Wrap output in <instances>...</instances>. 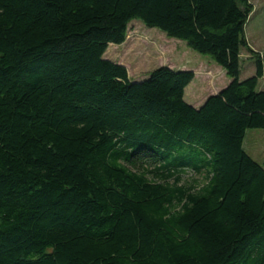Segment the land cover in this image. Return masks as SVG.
I'll use <instances>...</instances> for the list:
<instances>
[{
  "label": "trees",
  "instance_id": "1",
  "mask_svg": "<svg viewBox=\"0 0 264 264\" xmlns=\"http://www.w3.org/2000/svg\"><path fill=\"white\" fill-rule=\"evenodd\" d=\"M252 0H0V264H264V60ZM141 21L230 78L105 58ZM191 173V174H190ZM196 176L187 179V175Z\"/></svg>",
  "mask_w": 264,
  "mask_h": 264
},
{
  "label": "rangeland",
  "instance_id": "2",
  "mask_svg": "<svg viewBox=\"0 0 264 264\" xmlns=\"http://www.w3.org/2000/svg\"><path fill=\"white\" fill-rule=\"evenodd\" d=\"M252 3L254 11L246 25L249 48H244L241 54V80L255 74L256 55L264 60V0H252ZM105 58L124 65L130 78L135 81L144 79L152 70L161 66L195 71V80L186 88L185 100L188 103L195 85L204 89L201 98L204 101L212 93L226 87L230 81L225 69L210 56L202 55L188 47L184 41L169 38L160 30L148 28L138 20L130 23L125 43L111 44ZM259 87L264 89V78L260 80ZM244 147L255 160L264 164V129L248 130ZM193 177L196 176H186L187 179Z\"/></svg>",
  "mask_w": 264,
  "mask_h": 264
},
{
  "label": "crops",
  "instance_id": "3",
  "mask_svg": "<svg viewBox=\"0 0 264 264\" xmlns=\"http://www.w3.org/2000/svg\"><path fill=\"white\" fill-rule=\"evenodd\" d=\"M184 70H189V69H184ZM195 72V71H194ZM195 75H196V72H195ZM196 77V76H195ZM195 80V79H194ZM230 82V81H229ZM228 82V83H229ZM195 83H193V85H194ZM194 88L196 89H194V90H192V92H191V95L192 96H190V97H192V98H190V100H189V102L192 104V105H194L195 107H198V106H200L204 101H202V96H203V94H202V92H204L203 90V88H201V87H199V86H197V85H195L194 86ZM193 93V94H192ZM212 94H215V93H212Z\"/></svg>",
  "mask_w": 264,
  "mask_h": 264
},
{
  "label": "water",
  "instance_id": "4",
  "mask_svg": "<svg viewBox=\"0 0 264 264\" xmlns=\"http://www.w3.org/2000/svg\"><path fill=\"white\" fill-rule=\"evenodd\" d=\"M183 70V69H182Z\"/></svg>",
  "mask_w": 264,
  "mask_h": 264
}]
</instances>
